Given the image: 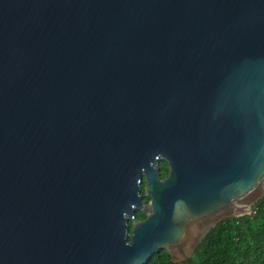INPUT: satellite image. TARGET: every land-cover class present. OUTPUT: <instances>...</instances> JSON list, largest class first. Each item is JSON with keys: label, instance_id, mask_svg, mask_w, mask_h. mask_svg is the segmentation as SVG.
Wrapping results in <instances>:
<instances>
[{"label": "water", "instance_id": "obj_1", "mask_svg": "<svg viewBox=\"0 0 264 264\" xmlns=\"http://www.w3.org/2000/svg\"><path fill=\"white\" fill-rule=\"evenodd\" d=\"M263 194L264 0H0V264L183 261Z\"/></svg>", "mask_w": 264, "mask_h": 264}, {"label": "trees", "instance_id": "obj_2", "mask_svg": "<svg viewBox=\"0 0 264 264\" xmlns=\"http://www.w3.org/2000/svg\"><path fill=\"white\" fill-rule=\"evenodd\" d=\"M158 163L163 177L167 172L165 161ZM141 185L143 192V182ZM254 208L251 216H232L217 222L187 259L174 262L161 249L143 264H264V194L254 203ZM135 216L144 219L145 214L137 210Z\"/></svg>", "mask_w": 264, "mask_h": 264}, {"label": "flooded vegetation", "instance_id": "obj_3", "mask_svg": "<svg viewBox=\"0 0 264 264\" xmlns=\"http://www.w3.org/2000/svg\"><path fill=\"white\" fill-rule=\"evenodd\" d=\"M165 168H166V163H165ZM167 175V172H166V174H165V176ZM165 176H163V177H165Z\"/></svg>", "mask_w": 264, "mask_h": 264}, {"label": "clouds", "instance_id": "obj_4", "mask_svg": "<svg viewBox=\"0 0 264 264\" xmlns=\"http://www.w3.org/2000/svg\"><path fill=\"white\" fill-rule=\"evenodd\" d=\"M253 207H254V205H253ZM254 212H255V211H254ZM251 215H252V214H251ZM251 215H250V216H251ZM221 220H222V219H221Z\"/></svg>", "mask_w": 264, "mask_h": 264}, {"label": "rangeland", "instance_id": "obj_5", "mask_svg": "<svg viewBox=\"0 0 264 264\" xmlns=\"http://www.w3.org/2000/svg\"><path fill=\"white\" fill-rule=\"evenodd\" d=\"M135 217H136V216H135ZM130 220H131V219H130ZM130 220H129V221H130Z\"/></svg>", "mask_w": 264, "mask_h": 264}]
</instances>
